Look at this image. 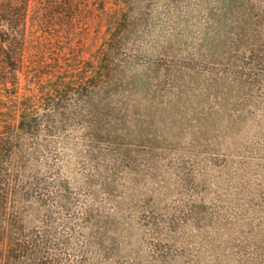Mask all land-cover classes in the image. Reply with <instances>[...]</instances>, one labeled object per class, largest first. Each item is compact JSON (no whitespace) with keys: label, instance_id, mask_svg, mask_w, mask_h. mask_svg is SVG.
Returning <instances> with one entry per match:
<instances>
[{"label":"rangeland","instance_id":"374dc122","mask_svg":"<svg viewBox=\"0 0 264 264\" xmlns=\"http://www.w3.org/2000/svg\"><path fill=\"white\" fill-rule=\"evenodd\" d=\"M10 21L0 128L38 124L9 211L57 264H264V0H0Z\"/></svg>","mask_w":264,"mask_h":264},{"label":"trees","instance_id":"16d2710c","mask_svg":"<svg viewBox=\"0 0 264 264\" xmlns=\"http://www.w3.org/2000/svg\"><path fill=\"white\" fill-rule=\"evenodd\" d=\"M22 17L24 8L15 9ZM15 11V12H16ZM24 23L10 21L0 24L2 58L6 65L13 67L22 62L20 48L24 42ZM38 124V115L23 110L15 125H5L0 131V259L7 264H57L51 257L56 232L50 230L25 231L21 221L12 219L10 201L28 192L27 161L35 156L34 148L27 147L26 141L33 135Z\"/></svg>","mask_w":264,"mask_h":264}]
</instances>
